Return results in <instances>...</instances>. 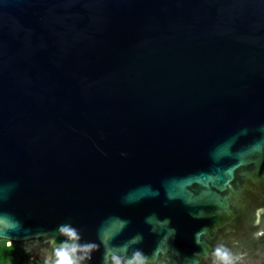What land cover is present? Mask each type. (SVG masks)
<instances>
[{
	"label": "water",
	"instance_id": "obj_1",
	"mask_svg": "<svg viewBox=\"0 0 264 264\" xmlns=\"http://www.w3.org/2000/svg\"><path fill=\"white\" fill-rule=\"evenodd\" d=\"M1 240L264 264V0H0Z\"/></svg>",
	"mask_w": 264,
	"mask_h": 264
},
{
	"label": "trees",
	"instance_id": "obj_2",
	"mask_svg": "<svg viewBox=\"0 0 264 264\" xmlns=\"http://www.w3.org/2000/svg\"><path fill=\"white\" fill-rule=\"evenodd\" d=\"M0 264H54L44 258H36L19 245H8L0 241Z\"/></svg>",
	"mask_w": 264,
	"mask_h": 264
},
{
	"label": "clouds",
	"instance_id": "obj_3",
	"mask_svg": "<svg viewBox=\"0 0 264 264\" xmlns=\"http://www.w3.org/2000/svg\"><path fill=\"white\" fill-rule=\"evenodd\" d=\"M57 255L59 257L57 264H74V262L66 252L58 251Z\"/></svg>",
	"mask_w": 264,
	"mask_h": 264
}]
</instances>
